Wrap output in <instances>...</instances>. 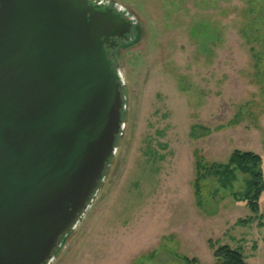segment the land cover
Returning a JSON list of instances; mask_svg holds the SVG:
<instances>
[{
    "label": "rangeland",
    "instance_id": "obj_1",
    "mask_svg": "<svg viewBox=\"0 0 264 264\" xmlns=\"http://www.w3.org/2000/svg\"><path fill=\"white\" fill-rule=\"evenodd\" d=\"M108 1L142 28L115 54L125 128L51 264H217L209 240L264 264V194L262 217L242 224L253 214L231 189L212 179L195 188L200 159L253 151L264 170V0Z\"/></svg>",
    "mask_w": 264,
    "mask_h": 264
},
{
    "label": "water",
    "instance_id": "obj_2",
    "mask_svg": "<svg viewBox=\"0 0 264 264\" xmlns=\"http://www.w3.org/2000/svg\"><path fill=\"white\" fill-rule=\"evenodd\" d=\"M139 26L108 0H0V264H51L89 210L125 128L108 47Z\"/></svg>",
    "mask_w": 264,
    "mask_h": 264
},
{
    "label": "trees",
    "instance_id": "obj_3",
    "mask_svg": "<svg viewBox=\"0 0 264 264\" xmlns=\"http://www.w3.org/2000/svg\"><path fill=\"white\" fill-rule=\"evenodd\" d=\"M135 30L136 29H134V31ZM137 30L142 31V28L139 26ZM140 37L137 42L140 40ZM111 58L113 60L114 67L118 69L116 58ZM121 90L122 94L126 96L124 86L121 87ZM124 104H126V99L124 100ZM125 115L126 111L124 110V123H126ZM202 128L205 129L204 127ZM121 137L122 135L117 137V148L118 141ZM114 156L111 157V162ZM109 166L105 171V177L107 176ZM206 179L215 180L218 184V189H231V195L237 201L245 202L247 204L253 215L247 219L239 220L240 223L251 224L262 217L261 199L264 194V170L263 158L259 154L253 151L235 150L231 154L228 163H207L203 159H200L197 163V179L195 182V188L197 189L196 194L200 192V182ZM103 183L104 182L100 183L99 189ZM198 205H200V207L203 205L201 197L199 196ZM64 238L65 236H62L60 242H62ZM209 247L213 251L217 264H247L246 255L239 249H234L229 245L218 244L213 240H209ZM61 248L62 247H58L53 254L56 256ZM184 259L188 264H200L197 259Z\"/></svg>",
    "mask_w": 264,
    "mask_h": 264
},
{
    "label": "flooded vegetation",
    "instance_id": "obj_4",
    "mask_svg": "<svg viewBox=\"0 0 264 264\" xmlns=\"http://www.w3.org/2000/svg\"><path fill=\"white\" fill-rule=\"evenodd\" d=\"M130 36V35H129ZM126 40L125 39H119L118 42V46H114V47H108V51L110 54H112V57H115L116 51L120 48L121 45H123V42Z\"/></svg>",
    "mask_w": 264,
    "mask_h": 264
},
{
    "label": "bare ground",
    "instance_id": "obj_5",
    "mask_svg": "<svg viewBox=\"0 0 264 264\" xmlns=\"http://www.w3.org/2000/svg\"><path fill=\"white\" fill-rule=\"evenodd\" d=\"M124 105H126V104H124ZM124 112V111H123Z\"/></svg>",
    "mask_w": 264,
    "mask_h": 264
}]
</instances>
